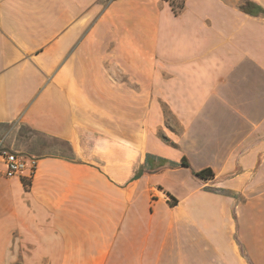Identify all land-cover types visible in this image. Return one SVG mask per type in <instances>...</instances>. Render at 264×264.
<instances>
[{
	"label": "crops",
	"instance_id": "obj_1",
	"mask_svg": "<svg viewBox=\"0 0 264 264\" xmlns=\"http://www.w3.org/2000/svg\"><path fill=\"white\" fill-rule=\"evenodd\" d=\"M249 3L0 0V264H264Z\"/></svg>",
	"mask_w": 264,
	"mask_h": 264
},
{
	"label": "built area",
	"instance_id": "obj_2",
	"mask_svg": "<svg viewBox=\"0 0 264 264\" xmlns=\"http://www.w3.org/2000/svg\"><path fill=\"white\" fill-rule=\"evenodd\" d=\"M4 169L1 171L6 178L24 177L30 179L37 168V160L13 152H4L2 155Z\"/></svg>",
	"mask_w": 264,
	"mask_h": 264
},
{
	"label": "trees",
	"instance_id": "obj_3",
	"mask_svg": "<svg viewBox=\"0 0 264 264\" xmlns=\"http://www.w3.org/2000/svg\"><path fill=\"white\" fill-rule=\"evenodd\" d=\"M251 6V4H247L246 7H242L243 11L248 13V14H251V15H255V14H258L259 12H264L262 11L261 9H259L258 11H254V10H251L249 7ZM183 7V4H181V6H179L178 8L181 9ZM182 164L184 166H187V163L183 160L182 161ZM195 175L199 178H202V179H209L213 176V173L210 169H204L202 171H199L197 173H195Z\"/></svg>",
	"mask_w": 264,
	"mask_h": 264
},
{
	"label": "rangeland",
	"instance_id": "obj_4",
	"mask_svg": "<svg viewBox=\"0 0 264 264\" xmlns=\"http://www.w3.org/2000/svg\"><path fill=\"white\" fill-rule=\"evenodd\" d=\"M26 156V155H25Z\"/></svg>",
	"mask_w": 264,
	"mask_h": 264
}]
</instances>
